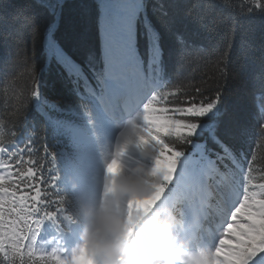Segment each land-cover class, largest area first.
<instances>
[{
	"label": "snow or ice",
	"instance_id": "obj_1",
	"mask_svg": "<svg viewBox=\"0 0 264 264\" xmlns=\"http://www.w3.org/2000/svg\"><path fill=\"white\" fill-rule=\"evenodd\" d=\"M225 26L224 46L200 40ZM9 28L6 63L29 82L0 101V264H77L82 202L111 206L129 238L170 210L188 241L173 264H264V176L249 159L264 139V0H0ZM208 64L224 84L197 80ZM38 124L57 149L41 145L47 165ZM145 170V196L117 197Z\"/></svg>",
	"mask_w": 264,
	"mask_h": 264
},
{
	"label": "clouds",
	"instance_id": "obj_2",
	"mask_svg": "<svg viewBox=\"0 0 264 264\" xmlns=\"http://www.w3.org/2000/svg\"><path fill=\"white\" fill-rule=\"evenodd\" d=\"M109 172L116 173L115 164ZM152 179L145 170L142 176H124L117 180V197L127 195L145 196L150 190L147 181ZM77 214L83 222L80 240L84 249L77 264H90L89 253H96L99 264H173L179 259V251L188 247V241L178 239L175 234L176 218L170 210L167 214L145 219L141 231L128 237L123 218L109 206L101 208L82 202Z\"/></svg>",
	"mask_w": 264,
	"mask_h": 264
},
{
	"label": "trees",
	"instance_id": "obj_3",
	"mask_svg": "<svg viewBox=\"0 0 264 264\" xmlns=\"http://www.w3.org/2000/svg\"><path fill=\"white\" fill-rule=\"evenodd\" d=\"M16 3H23V0H15ZM69 5L78 2V0H68ZM71 23L68 13L66 12L65 19L60 26L61 33L68 27ZM92 39H95L93 36ZM229 39L228 27H222L219 29H210L209 32L203 34L200 37V40L208 46L209 48L215 46H224ZM17 35L13 28H9L6 32L0 31V101H10L11 97L19 92L21 89L25 88L28 84V72L22 66H12L9 63H6V57L11 55L17 50ZM20 51L22 53H28L29 47L24 43H21ZM238 64L234 66L233 77H230L227 81L226 86L231 89L232 92H236L242 88V80L235 75ZM15 77V78H13ZM197 80H215L218 84H224L225 81L220 79L219 72L212 65L208 64L207 66H202L196 72ZM46 90L49 94H52V84L46 82ZM0 113L7 115L5 107L0 105ZM39 132L38 137L35 142L34 147L39 148L40 150L35 153L37 160L44 159L45 164L47 165V159L50 157H45L43 147L41 145L47 146L49 152L56 151L54 148L53 141L48 138L47 132L43 125H37ZM253 160V176L256 177L254 183L259 184L262 182L260 180L261 176H264V139H257L256 144L253 148L252 156L249 158ZM228 240L226 244H233L234 241L225 238Z\"/></svg>",
	"mask_w": 264,
	"mask_h": 264
},
{
	"label": "rangeland",
	"instance_id": "obj_4",
	"mask_svg": "<svg viewBox=\"0 0 264 264\" xmlns=\"http://www.w3.org/2000/svg\"><path fill=\"white\" fill-rule=\"evenodd\" d=\"M47 239H51V237H48ZM225 242H226V243H228V240H227V239H225Z\"/></svg>",
	"mask_w": 264,
	"mask_h": 264
}]
</instances>
